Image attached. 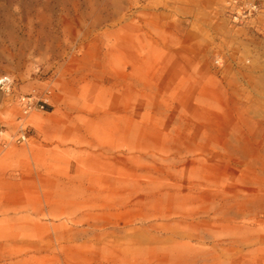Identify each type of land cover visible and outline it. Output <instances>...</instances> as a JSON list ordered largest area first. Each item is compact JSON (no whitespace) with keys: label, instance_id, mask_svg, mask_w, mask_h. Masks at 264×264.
<instances>
[{"label":"rangeland","instance_id":"rangeland-1","mask_svg":"<svg viewBox=\"0 0 264 264\" xmlns=\"http://www.w3.org/2000/svg\"><path fill=\"white\" fill-rule=\"evenodd\" d=\"M225 1L0 0V264H264V0Z\"/></svg>","mask_w":264,"mask_h":264},{"label":"built area","instance_id":"built-area-1","mask_svg":"<svg viewBox=\"0 0 264 264\" xmlns=\"http://www.w3.org/2000/svg\"><path fill=\"white\" fill-rule=\"evenodd\" d=\"M224 6L230 21L237 25L254 21L260 12L257 0H226ZM11 86L12 80L9 76L0 77V91L9 93ZM15 100L22 117H26L33 111H44L45 106L49 104V93L39 96L37 93L31 92L25 95H17ZM22 117L20 121L23 119ZM17 139L21 142L26 141L27 136L24 128H19Z\"/></svg>","mask_w":264,"mask_h":264}]
</instances>
